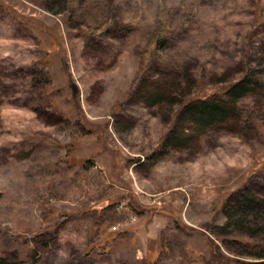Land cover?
Listing matches in <instances>:
<instances>
[{
	"label": "rangeland",
	"instance_id": "rangeland-1",
	"mask_svg": "<svg viewBox=\"0 0 264 264\" xmlns=\"http://www.w3.org/2000/svg\"><path fill=\"white\" fill-rule=\"evenodd\" d=\"M0 259L264 264V0H0Z\"/></svg>",
	"mask_w": 264,
	"mask_h": 264
},
{
	"label": "trees",
	"instance_id": "trees-1",
	"mask_svg": "<svg viewBox=\"0 0 264 264\" xmlns=\"http://www.w3.org/2000/svg\"><path fill=\"white\" fill-rule=\"evenodd\" d=\"M246 81L244 79H241L240 81H237L235 83H232L231 85H229L226 90H224V93H229V92H236L238 91L240 88L243 87V84H246L245 83ZM202 110H204V115L205 114H208V118H211V116L213 117L214 115H221V113H225L228 108H227V105L221 101V102H218V103H215V102H212V103H209V104H203L202 105ZM252 202V201H250ZM6 234H9L10 236H13V235H18L17 233L15 232H12L10 230H6L5 231ZM18 236H21V235H18ZM22 237L24 239H27L28 236H25V235H22ZM0 264H9L8 262H6V260L4 259H0Z\"/></svg>",
	"mask_w": 264,
	"mask_h": 264
}]
</instances>
